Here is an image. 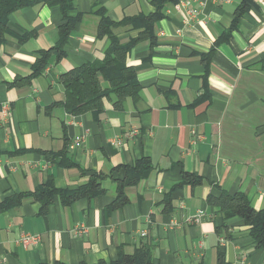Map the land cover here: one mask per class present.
I'll use <instances>...</instances> for the list:
<instances>
[{
  "label": "crops",
  "instance_id": "0c3cea01",
  "mask_svg": "<svg viewBox=\"0 0 264 264\" xmlns=\"http://www.w3.org/2000/svg\"><path fill=\"white\" fill-rule=\"evenodd\" d=\"M98 1L114 22L156 11L152 0ZM182 1L164 10L156 45L144 40L128 56L139 100L119 109L112 95L99 116L69 115L60 84L63 74L103 59L109 46L97 38L94 0H74L69 15L84 18L65 56L53 54L34 78L41 53L60 40L62 14L35 5L9 16L0 43V205L27 196L0 213V264L111 263L121 247L132 255L144 245L153 247L156 264H218L220 255L225 264H264V250L244 220H222L210 203L223 193H243L264 210V0H249L235 27L244 0H187V7ZM114 33L127 43L140 30L123 26ZM142 159L151 172L124 189L123 208L111 209L125 168ZM184 173L195 183L183 184ZM97 175L104 177L102 194L69 205L56 196L45 214L31 196L51 182L76 191ZM199 214V223L187 221ZM24 235L40 240L24 245Z\"/></svg>",
  "mask_w": 264,
  "mask_h": 264
},
{
  "label": "trees",
  "instance_id": "16d2710c",
  "mask_svg": "<svg viewBox=\"0 0 264 264\" xmlns=\"http://www.w3.org/2000/svg\"><path fill=\"white\" fill-rule=\"evenodd\" d=\"M181 0H152V5L156 11L151 14H140L136 17H127L120 22L112 21L105 7L98 1L93 2L92 13L99 17L97 27V38H107L109 46L105 51L104 58L86 63L76 67L60 77V84L65 93V100L61 105L71 116H82L89 112L99 116L104 112V101L110 99L112 95L116 98L115 107L121 108L127 100L137 101L140 98L141 86L137 78V72L134 67L129 66L127 59L132 50L142 41L149 40L150 46L156 45L155 26L165 18L164 10L169 5H176ZM74 0H0V43L9 34L7 27L9 16L28 6L47 5L49 7H58L64 23L60 26V40L55 47L49 51L41 53V58L34 66L32 77H39L49 64L53 54L57 59L65 56L64 48L76 28V25L84 18L83 14L72 17L69 13L73 10ZM249 0L243 1V7L236 14L233 27L236 26L239 18L248 10ZM123 26H132L133 29L140 30L138 36L127 43H122L115 35L114 30ZM204 62L208 68L210 65V54ZM103 82L109 84V88H104ZM59 155L47 153V158L56 159ZM126 178L120 184V191L116 201L111 209L123 208L127 203L124 189L130 186H136L145 179L152 170L151 162L148 159H142L135 167H126ZM102 175L95 176L88 185L80 187L76 191H65L55 188L51 182L48 185L41 186L31 194L35 200L42 204V213L45 214L48 207L54 201L56 196L61 197L63 203L69 205L82 198H94L104 192L101 187ZM184 183L188 179L194 184L197 178L186 173L183 174ZM27 195L11 197L0 205V213L9 210L12 207L21 205L22 200ZM215 208L217 217L222 220H230L235 217L244 220L250 227V234L259 248L264 250V210L257 211L252 206L247 196L243 193L229 195L223 193L219 198L210 200ZM223 223L219 229H225ZM153 247L144 245L137 248L132 255H127L124 248L119 249L118 260L111 263L100 262L99 264H156L153 257ZM218 264H225L223 256L218 257Z\"/></svg>",
  "mask_w": 264,
  "mask_h": 264
},
{
  "label": "built area",
  "instance_id": "2783aa9c",
  "mask_svg": "<svg viewBox=\"0 0 264 264\" xmlns=\"http://www.w3.org/2000/svg\"><path fill=\"white\" fill-rule=\"evenodd\" d=\"M181 4H182V6L187 7V6L189 5V2H188L187 0H184V1L181 2ZM190 13H191V15H193L191 11H190ZM3 114H4V116L7 117V116L9 115L8 110L5 109V111H4ZM83 143H84V137L82 136V137H78V138L75 140L74 145H75V147L79 148V147L82 146ZM202 217H203V214H199V215H196L195 217L188 218L187 221H188L189 223H199V222L202 220ZM144 235H145V234H143V236H144ZM39 240H40L39 237H35V236H31V235H24V236L22 237V243H23L24 245L33 244V245L36 246L37 243L39 242Z\"/></svg>",
  "mask_w": 264,
  "mask_h": 264
}]
</instances>
